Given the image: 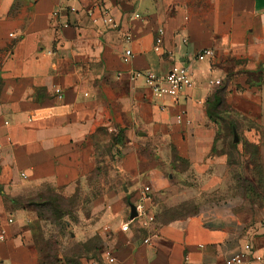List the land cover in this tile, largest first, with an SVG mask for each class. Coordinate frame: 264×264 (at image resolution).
I'll return each mask as SVG.
<instances>
[{"label": "crops", "instance_id": "0c3cea01", "mask_svg": "<svg viewBox=\"0 0 264 264\" xmlns=\"http://www.w3.org/2000/svg\"><path fill=\"white\" fill-rule=\"evenodd\" d=\"M157 28L163 55L153 50ZM204 48L213 56L197 60ZM173 63L187 64L192 82L176 99L129 77L163 75ZM218 96L240 127L237 147L260 144L264 0H0V264H37L40 254L34 232L44 219L20 195L89 191L100 145L112 182L89 204L82 238L97 235L103 247L79 264H108L105 247L112 264H225L247 243L252 264H264L253 213L235 215L226 203L171 215L197 195L229 193L234 177L210 113Z\"/></svg>", "mask_w": 264, "mask_h": 264}, {"label": "rangeland", "instance_id": "374dc122", "mask_svg": "<svg viewBox=\"0 0 264 264\" xmlns=\"http://www.w3.org/2000/svg\"><path fill=\"white\" fill-rule=\"evenodd\" d=\"M229 120L233 122L231 131L228 128ZM235 122L231 113L226 115L225 121L218 122L223 138L222 150L228 153L229 176L234 177L233 180L230 177L227 185L229 193L226 194V187H221L197 195L182 203L171 215L194 213L196 205L206 206L210 210L232 203L235 215L253 213V218L257 219L253 223L264 226V137H261L258 145L245 143L238 148V141H234V138L239 137L240 127ZM98 154L97 161L102 163H97L89 175V191L77 186L69 196H63L53 194L46 186H40L28 190L24 196L20 195L22 201L31 202L36 209L35 214L44 219L34 232L41 247L37 264H79L80 254L86 251L95 254L103 247L97 235L83 241L85 237L82 233L89 220H93L89 218V204L112 182L108 177V147L100 145ZM66 220H69V224Z\"/></svg>", "mask_w": 264, "mask_h": 264}, {"label": "built area", "instance_id": "2783aa9c", "mask_svg": "<svg viewBox=\"0 0 264 264\" xmlns=\"http://www.w3.org/2000/svg\"><path fill=\"white\" fill-rule=\"evenodd\" d=\"M71 10H74L73 7L70 8ZM91 15V12L89 13ZM125 40L128 41L131 39V34L127 32L125 34ZM185 41V39H183ZM153 50L158 54H165V51L163 50V34H162V28H157L156 34L154 37L153 42ZM167 53H170L167 51ZM131 56V50L125 49L122 55V60L124 62H128L129 58ZM213 56V50L211 48H204L197 52L196 59L202 60L206 57ZM129 77L131 80H136L138 78H141L145 84V86L154 94L156 97H165L169 96L173 99H176L180 91L185 86H190L192 84L190 80V72L188 69L187 64L183 63H173L169 70L163 74L159 75L153 72L150 69H133L129 72ZM215 84H221V80H215ZM59 92V90H57ZM150 188L148 186H144L141 190V194L144 196H147V193L149 192ZM153 217H148L146 220L143 221V224L145 225L147 222H151ZM8 222H12V219L9 218ZM124 228H129V223L124 224ZM4 239V231L1 230L0 232V240ZM149 239H144V242H148ZM102 256L104 260L108 264H112L115 262L116 258L114 256V253L110 247H105L102 250ZM254 260V257L252 255V246L247 243L243 246V248L229 256L225 260V264H252V261Z\"/></svg>", "mask_w": 264, "mask_h": 264}, {"label": "trees", "instance_id": "16d2710c", "mask_svg": "<svg viewBox=\"0 0 264 264\" xmlns=\"http://www.w3.org/2000/svg\"><path fill=\"white\" fill-rule=\"evenodd\" d=\"M210 113L215 118H218L219 121H225L226 115L230 114V111L227 110L226 108L222 107V98L220 96H218L216 98V101L213 102V104L211 106ZM220 113H222V114H220ZM228 128L230 131L233 128V122L231 120H229V122H228ZM245 143H247V142H245Z\"/></svg>", "mask_w": 264, "mask_h": 264}, {"label": "water", "instance_id": "95a60500", "mask_svg": "<svg viewBox=\"0 0 264 264\" xmlns=\"http://www.w3.org/2000/svg\"><path fill=\"white\" fill-rule=\"evenodd\" d=\"M130 208H131L130 216L131 218H133L136 216V209L133 205H131Z\"/></svg>", "mask_w": 264, "mask_h": 264}]
</instances>
